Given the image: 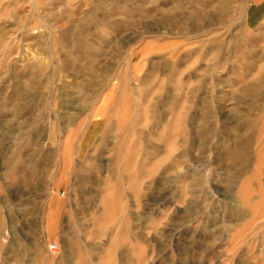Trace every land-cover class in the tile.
I'll return each instance as SVG.
<instances>
[{
  "label": "rangeland",
  "instance_id": "374dc122",
  "mask_svg": "<svg viewBox=\"0 0 264 264\" xmlns=\"http://www.w3.org/2000/svg\"><path fill=\"white\" fill-rule=\"evenodd\" d=\"M263 5L0 0V264H264Z\"/></svg>",
  "mask_w": 264,
  "mask_h": 264
},
{
  "label": "bare ground",
  "instance_id": "6f19581e",
  "mask_svg": "<svg viewBox=\"0 0 264 264\" xmlns=\"http://www.w3.org/2000/svg\"><path fill=\"white\" fill-rule=\"evenodd\" d=\"M264 6V5H263ZM263 9H264V7H263ZM264 11V10H263ZM263 13H261V15H262ZM166 15V14H165ZM263 20H264V17H263ZM20 105H22L21 104V102H18L17 104H16V108H19L20 107ZM15 132V131H14ZM22 134V133H21ZM230 147V146H229ZM53 248V247H52ZM54 251H56V249H53V252Z\"/></svg>",
  "mask_w": 264,
  "mask_h": 264
},
{
  "label": "built area",
  "instance_id": "2783aa9c",
  "mask_svg": "<svg viewBox=\"0 0 264 264\" xmlns=\"http://www.w3.org/2000/svg\"><path fill=\"white\" fill-rule=\"evenodd\" d=\"M53 248H55V246H53Z\"/></svg>",
  "mask_w": 264,
  "mask_h": 264
}]
</instances>
